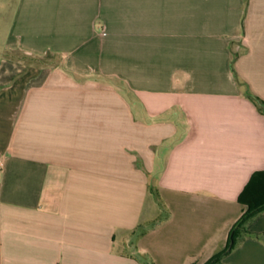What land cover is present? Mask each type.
I'll use <instances>...</instances> for the list:
<instances>
[{"label":"crops","instance_id":"1","mask_svg":"<svg viewBox=\"0 0 264 264\" xmlns=\"http://www.w3.org/2000/svg\"><path fill=\"white\" fill-rule=\"evenodd\" d=\"M256 99L264 0H0V264H204L264 172Z\"/></svg>","mask_w":264,"mask_h":264},{"label":"trees","instance_id":"2","mask_svg":"<svg viewBox=\"0 0 264 264\" xmlns=\"http://www.w3.org/2000/svg\"><path fill=\"white\" fill-rule=\"evenodd\" d=\"M264 109V103L257 100ZM237 201L242 207V213L232 225L226 244L222 250L214 254L204 264H223V260L237 247L246 236H252L264 244V234H251L247 226L264 213V172L252 174ZM189 264H194L193 262Z\"/></svg>","mask_w":264,"mask_h":264},{"label":"rangeland","instance_id":"3","mask_svg":"<svg viewBox=\"0 0 264 264\" xmlns=\"http://www.w3.org/2000/svg\"><path fill=\"white\" fill-rule=\"evenodd\" d=\"M153 193H154V195H155V197H158L159 198V192L158 191H153ZM163 215H164V213H163ZM143 264H147V262H144ZM151 264H154L152 261H151Z\"/></svg>","mask_w":264,"mask_h":264}]
</instances>
